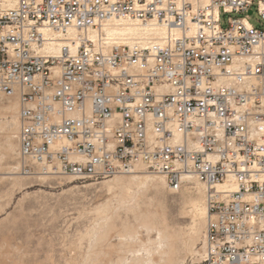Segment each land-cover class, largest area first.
<instances>
[{"label":"built area","instance_id":"obj_1","mask_svg":"<svg viewBox=\"0 0 264 264\" xmlns=\"http://www.w3.org/2000/svg\"><path fill=\"white\" fill-rule=\"evenodd\" d=\"M124 21L150 31L111 40ZM0 96L19 103L21 175L199 181L204 263L264 264V0L0 4Z\"/></svg>","mask_w":264,"mask_h":264},{"label":"rangeland","instance_id":"obj_2","mask_svg":"<svg viewBox=\"0 0 264 264\" xmlns=\"http://www.w3.org/2000/svg\"><path fill=\"white\" fill-rule=\"evenodd\" d=\"M229 17L223 18V28ZM259 20L254 8L249 21L259 27ZM0 102L17 104L16 99L3 96ZM0 115V264H114L120 256L132 258L131 251L139 245L132 236L139 234L147 242L146 226L159 222L182 238L198 233L192 242L196 253L185 264H205L207 222L202 224L192 215L189 203L196 181L173 192L162 176L139 169L137 175H154L160 181L132 186L128 193L121 185L110 190L105 183L115 178L128 182L135 174L100 181L62 175L25 177L19 172V131L10 142L15 150L11 160L6 151L12 131L6 128V117Z\"/></svg>","mask_w":264,"mask_h":264},{"label":"bare ground","instance_id":"obj_3","mask_svg":"<svg viewBox=\"0 0 264 264\" xmlns=\"http://www.w3.org/2000/svg\"><path fill=\"white\" fill-rule=\"evenodd\" d=\"M15 1L16 0H0V4L5 8H11L15 5ZM200 2L202 5H207L210 3V0H196V2H193V4L196 5ZM148 31H150V29L142 28L134 23L124 21L120 25H114L110 27L106 31V34L113 41L130 43L133 39L139 35H144L146 32L148 33ZM154 31L158 36L162 35L163 33L160 27L155 28ZM59 43L61 46L65 45L67 42ZM18 106V100L17 104L15 103L10 105H4L0 102V113L6 117V128L12 131V133H10L7 138L9 144L6 151L8 158L11 160L14 158L15 150L12 148V144H10V142L19 131ZM139 169L143 168L139 167L138 170ZM137 171L133 173L135 175H132L128 182H125L123 178H115L112 181L106 182L105 187L111 190L112 188L121 185L126 188L128 192L132 186H144L146 183H148V181L158 179V177L154 175H137ZM158 180H156V182H158ZM194 181L196 180H188V183L191 184ZM196 182V186L190 189L189 203L192 207V215L198 218L202 224H205L208 217V190L204 184L200 183L199 181ZM214 189L221 193L225 192L226 190L234 191L236 188L233 185L219 184L214 187ZM152 221L153 219L150 220L149 223L151 224ZM146 227L147 242H145L139 234H136L134 237L132 236L131 238H136L139 242L137 248L131 251L132 258L130 259L126 256H120L118 261L114 264H185L187 258L190 255H195L196 252L192 249V242L194 239H196L198 233H195L190 238L186 239L182 238L180 233L172 231L165 222H159V224L156 226L148 225ZM199 253L200 252H197V254Z\"/></svg>","mask_w":264,"mask_h":264}]
</instances>
